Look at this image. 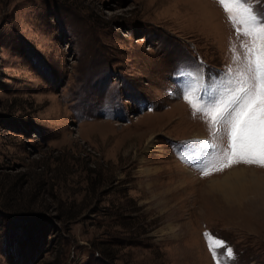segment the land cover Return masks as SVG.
<instances>
[{
	"label": "rangeland",
	"instance_id": "rangeland-1",
	"mask_svg": "<svg viewBox=\"0 0 264 264\" xmlns=\"http://www.w3.org/2000/svg\"><path fill=\"white\" fill-rule=\"evenodd\" d=\"M242 41L218 0H0V264H264V167L180 158L211 137L178 69L207 97Z\"/></svg>",
	"mask_w": 264,
	"mask_h": 264
},
{
	"label": "snow or ice",
	"instance_id": "snow-or-ice-1",
	"mask_svg": "<svg viewBox=\"0 0 264 264\" xmlns=\"http://www.w3.org/2000/svg\"><path fill=\"white\" fill-rule=\"evenodd\" d=\"M236 27L237 37L243 35L249 42H241L244 49L241 59L233 44V62L214 93L200 95L198 73L181 66L177 76H186L191 81L183 89V99L193 108V115L200 113L208 118L210 137L198 141L199 150L180 158L187 163L196 161L195 167L204 176L225 167L245 163L264 167V14L254 11L252 0H218ZM207 92L208 90L205 89ZM228 137L227 145L222 142ZM227 161V163H225ZM209 251L216 264H230L235 259L233 249L227 242L211 233H205ZM224 248V253L217 249Z\"/></svg>",
	"mask_w": 264,
	"mask_h": 264
},
{
	"label": "bare ground",
	"instance_id": "bare-ground-1",
	"mask_svg": "<svg viewBox=\"0 0 264 264\" xmlns=\"http://www.w3.org/2000/svg\"><path fill=\"white\" fill-rule=\"evenodd\" d=\"M235 174H236V175H237V177H238V178H237V180H238V181H241V178H240L241 176L239 177V175H241V174H242V172H236ZM261 180H262V179H261ZM228 181H229V179H228ZM257 182H258V180H256V183H257ZM236 183H239V182H236ZM236 183H235V185L238 187V186H239V184H236ZM254 185H255V184H253V186H254ZM253 186H252V187H253ZM253 190H254V191H256V192H259V191H260V190L258 191V189H257V188H255V189H253ZM261 195H264V194H263V193H261ZM262 204H264V197H263V202H262Z\"/></svg>",
	"mask_w": 264,
	"mask_h": 264
}]
</instances>
